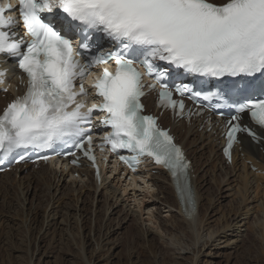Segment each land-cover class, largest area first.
<instances>
[{
	"label": "snow or ice",
	"instance_id": "1",
	"mask_svg": "<svg viewBox=\"0 0 264 264\" xmlns=\"http://www.w3.org/2000/svg\"><path fill=\"white\" fill-rule=\"evenodd\" d=\"M16 2L31 39H15V32L3 30L16 21L5 17L6 11L14 10L13 4L0 5V54L16 58L19 69L27 75L25 93L9 103L0 115V153L5 157L15 149H48L58 141L71 140L77 149H84L87 143L89 149L84 154L95 162L90 155L92 137L82 125L90 124L93 112L99 111L107 114L101 124L111 128L103 137L104 142L113 152L128 149L136 154L131 159L121 156V160L134 165L138 156L148 155L169 168L174 177L179 173L186 179L188 165L182 150L167 131L157 126L153 116L141 114L140 99L145 85L142 73L134 65L138 62L145 74L154 76L160 83L161 101L179 107L181 113L183 101L171 99L168 85L162 82L168 73L156 66V60L206 77L264 75V0H226L222 4L209 0ZM54 8L71 22H77H70L67 31L84 32L79 51L74 52L72 41L56 29L53 18L48 17L45 22L42 14L52 13ZM85 30L103 32L118 42L119 49L96 54ZM77 56L85 57V62L81 63ZM113 60L115 71L105 68L92 85L102 102L81 111L85 105L77 102V97L88 95L82 82L87 70ZM6 74L0 71V83H4ZM77 79L81 81L79 91L74 90ZM176 90L180 95L188 91L186 87ZM214 95L203 94V99L211 100ZM227 95L229 99L239 98L237 113L249 112L252 120L264 128V88L257 92L250 85L235 86ZM193 96L200 98L202 93L194 92ZM237 119L238 116L232 117ZM229 125L225 155L230 158L236 133L244 129L239 124ZM251 134L255 138V133ZM186 199L193 204L190 190Z\"/></svg>",
	"mask_w": 264,
	"mask_h": 264
},
{
	"label": "rangeland",
	"instance_id": "2",
	"mask_svg": "<svg viewBox=\"0 0 264 264\" xmlns=\"http://www.w3.org/2000/svg\"><path fill=\"white\" fill-rule=\"evenodd\" d=\"M220 1L222 0H217L219 3ZM199 135H197L196 138H199ZM200 139L202 140V138ZM207 142L210 143V148L213 147L212 152L206 147L203 149V143H201L200 140L196 146L192 145L189 147L192 150L198 149V152L193 153V155L191 153L194 161L196 155L198 158L197 162L194 163L196 170L198 169L199 171L194 179L197 184V189L198 187L201 189V194L203 195L202 201L203 204H205L204 206H201V216L204 215L205 218L204 224L202 225L200 232L198 231L199 227H197L198 232L195 231L194 233L196 235L202 233L204 237L200 243L197 244L196 248H194L195 246H188L185 244V241H192L190 236L181 234L180 241H184V243L179 245L177 243V237H172V235H169L168 232L165 233L161 228V224L172 228L175 226L177 220L185 219L183 214H181L177 208L164 202L165 195L168 191V185L166 183L161 184L164 188L160 191L158 188L159 186L157 187L156 183L158 179L154 178V181L156 180V191H152L151 189L154 193L151 195L149 194V190L137 191L135 189L136 187L141 188L140 186H130L125 181L117 180L112 184L116 189L119 188L121 196L114 199L105 194V192L102 191L103 189L97 187L98 196L95 201L96 207H94L95 209L92 208L95 215L93 214V216H91V207L93 204L88 196L90 190L93 193L95 192V189H93L94 187L89 186L90 188L88 187L85 189V194L79 201V208L82 207L83 209H79L78 212L72 209V214L68 219V222H70V229H74V227L80 228L78 227V222L72 217L77 213L79 214L80 225L83 227L85 226V229H80L82 234L81 237L83 236L82 238L85 239L88 237V227L92 221L93 230L91 231V236L93 235L92 238L94 239V242H96V246L98 243L97 231L101 224V235L103 236L104 234L105 238L107 235V228L105 227L108 224H110L108 225L109 227L113 226L112 228L115 229V234L111 237L117 238L118 240L116 239L115 244H113V241H110L109 244L111 245H105L102 254H105L106 257L104 255L101 258L102 254L99 249L97 253H95L96 256L91 264H264V183L260 181V188H258V183L254 182L252 178V181L250 179L251 186L248 185V187L242 182L240 177H237V170L232 172L233 169H239L241 171L240 168H243V166L240 164V160L238 162L239 164L236 166L237 168H233L234 166L231 168L229 165H227V167L223 166L221 163V157H219L221 152L218 149V146L215 145L214 142L212 144L208 138H206L205 143L208 145ZM246 168L249 169V167ZM229 169L231 170L229 171ZM20 173L22 174V177L28 174L27 171H20ZM255 173L259 172L255 171ZM160 174L161 173H155L154 176ZM60 175L61 173H59V176ZM262 175H264V173ZM20 178L21 177L18 176V180ZM62 179L63 181L66 180L63 187L71 185V183L68 182L70 181L68 178L62 176ZM73 186L79 190L78 187H82V184L80 183L78 186L77 184H73ZM31 189H33V194L26 197V206L29 207V210L35 208L37 205V200H33V196H38L41 193L36 194V189L33 187ZM55 192L56 190L52 189V197ZM58 194L59 192L57 193V196ZM105 195L108 196L109 199L105 198ZM60 196H62V194ZM76 200L77 196L75 198V201ZM121 200L130 204L132 209L137 210L139 214L141 213L139 215L141 218H138L137 214H131L129 209L125 207V203ZM9 201H11V199L4 200L3 198H0V217H2V220L5 219V221L9 219V224L5 222L0 225V264H88L87 261L89 259L80 255V245H78L77 241H67L64 237L60 240V234L63 228V225L61 226V219L64 216L63 212L60 213L59 217L56 216L57 218L52 221L53 228L50 230L46 240L43 241L41 238L48 233L46 232L44 234L46 228L41 231L42 226L39 228V222L30 223L31 217L27 222L24 218L23 220L22 218L13 219L12 214L15 212L10 211L12 202ZM140 201L142 202L139 203ZM98 202L100 203V206L98 205ZM49 205L50 208L48 209L47 214L54 206L53 200L50 201ZM98 206L100 214L105 217L103 218L100 216L99 220H97L96 216V211L98 210L96 208ZM108 206L111 209H109L107 214H104L106 212L105 208ZM149 210H152V214L150 215L148 214ZM82 217L84 218L82 219ZM89 219H91V221ZM101 221H104V223ZM88 222L90 224H88ZM151 225L154 228L156 227L160 234L165 235L166 242H163V240L158 238L156 234L147 233V226ZM32 227H35L36 231L39 230V234L37 233L36 242H34L33 239L32 244L29 243L30 248L27 249L26 246L21 243L26 240L21 237L26 236L27 233L30 235ZM190 229L191 228L187 226L185 229L187 231L185 232L192 231V229ZM161 230L164 233H161ZM23 231L26 232L25 235L20 234L21 232L23 233ZM143 231H146L145 234ZM209 231L216 232V236L211 237L212 240L209 238ZM53 232L56 235V239H52L54 238L52 237ZM74 232V236H72L73 239L76 236ZM166 234H168V236ZM206 237L208 240L210 239L208 245L206 244ZM87 240L88 243L90 242L89 244L91 246L93 242L89 238H87L86 241ZM145 240L149 242L147 243ZM17 241L19 242L16 245L15 242ZM172 241L177 242H174L175 245L173 244L172 246ZM149 243L153 246H151V249ZM182 246L184 248H182ZM108 248L112 249L109 250ZM27 251H30V256L34 257L31 262Z\"/></svg>",
	"mask_w": 264,
	"mask_h": 264
},
{
	"label": "bare ground",
	"instance_id": "3",
	"mask_svg": "<svg viewBox=\"0 0 264 264\" xmlns=\"http://www.w3.org/2000/svg\"><path fill=\"white\" fill-rule=\"evenodd\" d=\"M215 1L217 2V0H215ZM224 2H226V0L220 1V4H222ZM1 99H0V102H1ZM166 123H167V125H173L175 132L180 137V140L183 141V143L185 144L187 150L188 151L189 150L191 151V152L189 151L190 154L192 153V155H193V153L198 152L197 151L198 149L192 150L189 147L192 146V145L196 146V144L199 142V140L201 141V143H203L202 144L203 149H204V147H206L211 152L213 151V149H212L213 147L212 148L209 147V146H211L209 142H207L208 145L205 144L206 143V137L203 134H200L199 135V132H198L199 129L184 130V128H185V124L184 123L177 124V123H172L171 121H167ZM197 135H199V138H196ZM200 138H202V140ZM243 146H244V150H245V152L247 154V158H243L242 157L243 164H244L243 166L244 167L243 168H240L241 171L239 169H233L232 172H234V171L237 170L236 171L237 177H240L241 180H242V182L245 183L247 186L248 185L251 186L250 185V179L252 181V178H253L254 182H257L258 183L257 184L258 185V188H260V183L259 182L262 181L264 183V175H262L263 173L262 174L255 173L251 169L246 168V167H249L246 164V159H249V158L253 159L255 161V164L257 166H259V168L261 169L262 172H264V150H262L259 145H257L254 142H252L251 139H244ZM196 156H195V161L194 162H197V159L198 158ZM237 156H238V152L236 153V155L234 157L233 164L237 161ZM219 157H221V160H222L221 163L223 164V166H225V164H224L225 161L223 162L222 155L220 154ZM236 166H237V164H235L233 168H237ZM194 167H195V165H194ZM225 167H227V166H225ZM26 169H28V167L22 166L20 168V171H23L24 172ZM230 170L231 169H229V171ZM198 171H199L198 169L195 171L196 176H197ZM27 173L28 174L26 176H23L22 177V174L20 176L19 170L16 169L13 172H6L4 174H0V198H3L4 200L11 199V201H9V202H12V204H11L12 207L10 208V211L15 212L14 214H12L13 215V219H15V218H22V220H23V218H24L26 220V222H27L28 219L31 217V222L30 223H32V222L33 223L39 222V228L42 226L41 231L46 228L45 229L46 231L44 232V234L46 232H48L45 236H43L41 238L43 241H45L46 238H47V236L49 235L50 230L53 228V222L52 221L54 219H56L57 217H59L60 216V213L63 212L64 213V216L61 219V226L63 225V228H62V232L60 234V240L62 239V237H64V238H66L67 241H69V240L77 241L78 245H80V248H79L80 255H82L84 258L89 259L87 261L88 264H91L92 263V261L94 260V258L96 256L95 253H97V251L99 249H100L101 254H102V250L105 248V245H111V244H109L110 241H113L114 242L113 244H115L117 238H112L111 237L112 235L115 234V229L112 228L113 226L112 227H109L108 225H110V224H108L105 227V228H107L106 238L104 237V234H103V236L101 235L102 234V224L101 225L99 224L100 227H99V229L97 231V242H98L97 243V246L98 247L96 246V242H94V239L92 238L93 235L91 236V234H92L91 231L93 230L92 229V221H91V219H89L91 221L90 222L91 224L88 222V224H90V225H89V227L87 226L89 228V230H88V237L87 238L91 239V241L93 242L91 244V246L89 244L90 242L88 243V240L86 241L87 238L85 239V238H82L83 236L81 237L82 234H81L80 229H85L84 228L85 226L83 227V226L80 225V220H79V217H78V215H79L78 213L75 214L72 217L76 220V222H78V225H79L78 227H80V228H77V227H76L77 229L75 227H74V229H70L69 228V223L70 222H68L69 221L68 219H69V216H71V214H72L71 211L73 209L74 211L78 212L79 209H81V210L83 209L82 207L79 208V205H80L79 204V201L83 197V195L85 194V189L88 188L89 186H92V187H94L93 189H95L94 190L95 192H93V193L90 190L89 196H88L90 198V201L93 204L92 207H91V216H93L94 212H93V209L92 208L96 207L95 206L96 205L95 201H96V198L98 196L97 195V193H98L97 190L98 189H97V187H95V184H94L93 180L92 181L90 180L89 182H84V181L81 182L82 187H78L79 188V190H78L77 188H75L73 186V184H77V186H78V184H80V183L77 180H73V179L70 180V181H68V182L71 183V185H68V187H67V185L63 187V184H65V182H66V180L63 181V179H62L63 174L59 176V172L56 171V170H54V169H51L50 167H46V166L45 167H41V168H39V170H35L34 169L32 172L27 171ZM18 176L21 177L19 180H18ZM63 177L66 178L65 176H63ZM154 177H155V179L156 178L158 179V181H156V180L155 181L157 183V187L159 186L158 188L160 189V191H161V189L164 188V186L161 185L162 183H166L168 185V187H167L168 188V191H167V193L165 195L164 202L169 203L170 206H173V207L177 208L181 212V214H183V216L185 218L184 220H180V219L177 220L175 226L172 227V228L171 227H166V226H164V225L161 224L162 230L165 233L168 232V234L169 235H172V237L173 236L177 237L176 239L178 240V242L177 241H172L171 242L172 243V246H173L174 242L175 243L177 242L179 245H182V243H184V241L183 242L180 241L181 240L180 235L181 234H184L186 236H190L191 239H192L191 242L190 241H185V244H187L188 246H195L194 248H196L197 244H199L200 241L202 240V238L204 237L202 235V233L201 234L199 233L198 234L199 236L196 235V234H194L195 231L196 232H198V231L200 232L201 231V227L204 224V219H205L204 218V215L201 216V206L202 205L204 206L205 204H203V201H202V196L203 195L201 194V189H199L200 187H198V189H197L196 181H195V179H193L192 182H193V185L195 187V201L197 203L196 210H195V212H193V210L191 208H189L188 202L186 200L184 201V203L180 202L179 198L177 197V193H176L175 188L172 185H170L169 182H168L170 179H169V175L167 174L166 171H162L160 175H157V176H154ZM58 178H60V179H58ZM254 182H252V183H254ZM243 183H242V185H243ZM32 187L34 189H36L35 190L36 191V194H39L40 192L41 193L38 196H36V195L33 196L34 197L33 200L34 199L37 200V205H36L35 208H31L29 210V207L26 206V197L29 196V195H31V194H33V192H32L33 189H31ZM101 187H103V190L102 191H104L105 194H107L108 196L113 197L114 199L117 198V197H119V196H121L120 195V192H119V188H117V189L115 188L114 189L112 187L111 182H108L107 183V181H105L104 184L101 185ZM243 188H244V186H243ZM52 189L56 190V192L53 195V197H52ZM148 190L150 191L149 194L152 195V194H154L152 191L155 190V187L152 188V191H151V188L148 189ZM58 192H59V194L57 196V193ZM161 193H163V192H161ZM61 194H62V196H60ZM76 196H77V200L75 201ZM108 196L105 195V198L109 199ZM51 200H53V205L54 206L52 205L53 206L52 209L47 214V211L50 208V205L49 204H50V201ZM121 201H123V200H121ZM141 202L142 201H140L139 203H141ZM123 203H125V207L129 209V212H131V214H133V215L137 214L138 218H141V217H139V215L141 213L139 214L137 210L132 209L131 205L128 204V203H126L125 201H123ZM98 205L100 206V203L99 202H98ZM99 206L96 208V209H98L96 211L97 220H99L100 216L101 217L104 216V215H101L100 214ZM111 206H112V204H111ZM208 208H209V206H208ZM105 209H106V212L104 214H107V212H109V209H111V208L108 206ZM148 214L149 215L152 214V210H149L148 211ZM81 216H82V213H81ZM83 218L84 217H82V219ZM103 218H105V217H103ZM8 221H9V219H7L5 221V219L2 220V217H0V225L1 224H4L5 222L8 223ZM114 221H115V219H114ZM101 222L104 223V221H101ZM119 224H120V222H119ZM75 225H76V223H75ZM61 226H60V229H61ZM187 226L192 229L193 233H192V231L185 232V231H187V230H185ZM197 227H199L198 228V231H197ZM147 228H148V232H147L148 234L149 233L150 234L153 233L154 235L156 234V236H158V238L162 239L163 242H166L165 241V235L160 234L157 231V228L156 227H155L156 228L155 229L151 225V226H147ZM73 230L76 231L77 233L74 232ZM162 230H161V233L163 232ZM73 232L78 237L75 236V238L73 239V237H72V236H74L73 235ZM145 232H144V234H145ZM7 233H9V232H7ZM25 233L26 232L23 231V233L21 232L20 234L21 235H25ZM37 233L39 234V230L36 231L35 230V227L34 228L32 227L31 228L30 235L27 233L26 236L21 237V238H24L26 240V241H23L21 243H23L26 246L27 249L30 248L29 247V243L32 244L33 239H34V242H36V240H37ZM168 234H166V235L168 236ZM208 234H209V238H211L212 236H214V237L216 236L215 235L216 234L215 231H209ZM52 237H54L52 239H56V235H55L54 232L52 233ZM172 239H174V238H172ZM57 240H59V239H57ZM120 240H121V238H120ZM209 240L206 237V241H207L206 244L207 245H208ZM211 240H212V238H211ZM18 242L19 241L15 242L16 245H17ZM168 242H167V244H168ZM92 245H93V247H92ZM149 245H150V249H151L152 244L149 243ZM168 246H170V245H168ZM130 247H132V246H130ZM180 248H181V246H180ZM182 248H184V247L182 246ZM108 249L111 250L112 248H108ZM27 254H28V257H29L30 262H31L34 259V257L33 256H30V251H27ZM104 255L105 254H102L101 255V258ZM105 257H106V255H105Z\"/></svg>",
	"mask_w": 264,
	"mask_h": 264
}]
</instances>
